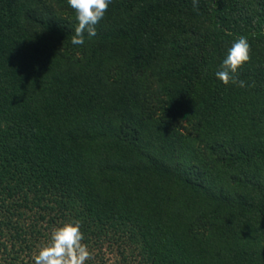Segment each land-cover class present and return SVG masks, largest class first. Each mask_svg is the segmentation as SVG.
I'll use <instances>...</instances> for the list:
<instances>
[{
  "label": "trees",
  "instance_id": "trees-1",
  "mask_svg": "<svg viewBox=\"0 0 264 264\" xmlns=\"http://www.w3.org/2000/svg\"><path fill=\"white\" fill-rule=\"evenodd\" d=\"M0 0V264L76 220L86 264H264V0ZM248 85L216 77L239 37Z\"/></svg>",
  "mask_w": 264,
  "mask_h": 264
},
{
  "label": "clouds",
  "instance_id": "clouds-1",
  "mask_svg": "<svg viewBox=\"0 0 264 264\" xmlns=\"http://www.w3.org/2000/svg\"><path fill=\"white\" fill-rule=\"evenodd\" d=\"M113 0H67L69 7L76 13L78 26L72 36L71 43L82 46L85 43V34L88 37L97 35L96 25L105 17L109 5ZM194 8L198 7L199 0H192ZM251 61V46L246 37H239L228 49L221 69L216 77L224 85L236 84L240 88L248 85L238 78L239 70ZM81 221L65 223L54 228L50 242L35 256V264H86L92 259V253L86 244L81 232Z\"/></svg>",
  "mask_w": 264,
  "mask_h": 264
},
{
  "label": "rangeland",
  "instance_id": "rangeland-1",
  "mask_svg": "<svg viewBox=\"0 0 264 264\" xmlns=\"http://www.w3.org/2000/svg\"><path fill=\"white\" fill-rule=\"evenodd\" d=\"M103 254V258L106 260L105 264H118L117 255L114 252H110L108 250L101 252Z\"/></svg>",
  "mask_w": 264,
  "mask_h": 264
}]
</instances>
